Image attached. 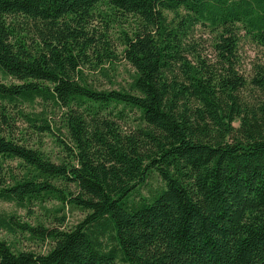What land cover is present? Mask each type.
<instances>
[{
    "label": "trees",
    "instance_id": "1",
    "mask_svg": "<svg viewBox=\"0 0 264 264\" xmlns=\"http://www.w3.org/2000/svg\"><path fill=\"white\" fill-rule=\"evenodd\" d=\"M117 19L130 82L98 88L86 69L115 52L94 24ZM0 73L16 81L0 126L22 119L64 154L1 126L0 202L84 211L69 228L0 211V229L49 244L0 239V264H264V0H0Z\"/></svg>",
    "mask_w": 264,
    "mask_h": 264
},
{
    "label": "rangeland",
    "instance_id": "2",
    "mask_svg": "<svg viewBox=\"0 0 264 264\" xmlns=\"http://www.w3.org/2000/svg\"><path fill=\"white\" fill-rule=\"evenodd\" d=\"M94 25L98 34L105 33V39L110 41L111 49L115 52V56L109 58L108 60H105L104 58L103 60L105 61H103L98 68H90V66L87 67V77L98 88L117 89L121 87H127L130 82L132 68L123 58L121 53L123 49L121 38L123 33H129L131 27L129 21L126 22L124 19L111 21L107 29L104 27V23L102 21H97ZM197 34H201L202 39L208 37V34L204 33L202 30H198ZM241 51L243 65L246 67V69H248L250 61L257 51H259V49H256L254 44L245 42ZM206 52L207 54L210 53V49H207ZM0 82L10 83L16 81L10 77H3L0 73ZM23 109L29 112H37L40 110V105L35 104L34 106H24ZM131 116L132 115H130V117ZM1 126L0 127L4 129L3 131L5 133H10L12 138L38 148L51 160L58 161V158L63 157L64 155L61 148L55 143L53 137L49 135H36L35 133H32L30 129L26 127V123H24L22 119L15 120L14 124L9 130L5 129L3 125ZM7 164L14 167L16 162L8 161ZM160 183L161 182L159 178L155 174L152 175L147 184L141 190V193L148 195L150 191L155 189L158 185H160ZM57 206L58 204L55 200H49L43 204H32L28 210H25L14 206L12 203L0 202V211L16 213L21 221H26L31 225H36L38 223H42L45 226L57 225V219L63 218L64 221L62 227L64 228L71 227L83 218L84 211L66 207L64 210L55 212L54 208ZM0 239L6 240L17 249L46 252L49 248L48 243H43L39 240L30 238L26 233L13 235L0 229Z\"/></svg>",
    "mask_w": 264,
    "mask_h": 264
}]
</instances>
